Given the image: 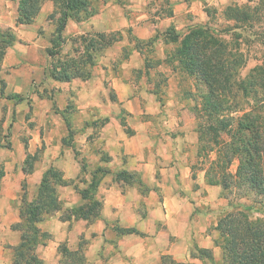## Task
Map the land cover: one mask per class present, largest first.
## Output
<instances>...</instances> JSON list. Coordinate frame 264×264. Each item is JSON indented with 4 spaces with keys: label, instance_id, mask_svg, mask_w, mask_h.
<instances>
[{
    "label": "rangeland",
    "instance_id": "374dc122",
    "mask_svg": "<svg viewBox=\"0 0 264 264\" xmlns=\"http://www.w3.org/2000/svg\"><path fill=\"white\" fill-rule=\"evenodd\" d=\"M90 1L96 7L97 12L108 2L111 6L116 5L111 11L115 18V27L108 32L103 31L123 38L122 47L116 48L113 55L114 59L110 62L113 69L119 68L130 59L129 55L132 48L129 43L134 44L136 49L141 51L140 54L142 53L140 55L143 60L142 68L133 69L132 75L129 74L128 78L139 77L144 70L150 78L148 87L145 90L137 87L135 90V95L139 96L138 110L133 108L131 112L118 111L115 120L117 127L123 129L124 134L132 140V145H138L141 151L138 153L140 154L138 155V164L155 163V166L158 167L151 171L149 176L150 178L155 177L156 180L153 181L152 185H149L144 182L139 169L137 171L124 165L118 169L114 168V163H111L112 157L106 149L109 144H106L104 139L96 138L109 120L108 116L100 114L94 118L84 113L78 115L75 97L71 98L70 95L64 100L65 106H60L57 93L61 89L60 83L64 81L54 80L49 76L51 62L56 63L57 60H62L65 56L66 58L74 57V49L82 50L81 40L78 36L82 34L89 38L97 31L89 30L75 34L74 28L70 31L63 30L66 40L58 48L59 52L50 57L46 50L47 48L54 49L55 43H52L51 40L56 35L55 18L48 17L55 8L53 4L52 11L42 15L43 17L38 13L35 19L29 23H33L35 28L37 35L34 38H31L33 35L30 33H26L25 39H20L16 36L17 30L15 28L0 25V32L11 31L15 35L16 39L12 45L17 42L22 44L18 47L21 53L19 63L11 67H2V61L0 63V81L4 83L3 93H0V189L5 167L11 168L14 172L18 165L21 168H26L29 165V162H24L27 155H33L36 158L32 162V167L39 159L41 155L39 152L27 153L23 148L28 141L27 129L38 125L36 120L29 121L28 118L32 114L35 116L44 114L46 117L49 116V121L54 126L57 125V121L60 123L61 120L65 131L63 137L67 136L66 139L69 142V144L62 145L69 150L77 161L79 170L76 176L70 179L63 177L73 181V183L68 184L72 190L79 193L81 189L87 188L94 169L101 167L104 172L98 173L97 188L90 191V195L94 199L102 200L100 191L102 179L111 176V171L112 180L118 182V189L137 205L138 217H147L145 227L148 231L138 230V233L124 235L136 239L138 242L141 240L145 243L154 241L160 251H163L162 254H169L178 261L191 262L192 264H224L219 243L221 238L216 229L218 217L234 207L245 209L246 205L252 206L247 210L252 218L262 216L263 213L257 209L258 203L253 192L239 190L233 186L224 190L220 184L208 183L206 171L210 161L215 158V152L206 153L200 149L197 126L202 118L196 117L194 113V108L200 107L202 104L200 89L192 77L186 75L181 77L176 70H173L172 65L174 63L169 61V56L176 46L175 43L154 42L152 39L139 40L132 36L130 26L125 24V18L129 22L144 20L147 21L148 29L151 31L155 28L154 25L160 23V19L162 20L166 16L165 14L173 12L174 1ZM233 4L240 10L247 7V27L245 30L242 29L244 26L242 13L235 15L232 20H227L223 15L225 6ZM182 10L181 13H178L180 14L178 19L180 27L173 25L180 33H183L189 26L186 19L190 20L192 16L199 18L196 23L210 22L215 27H223L232 22L240 26L236 31L240 36L234 41L239 43L240 50L245 57V63L240 68L241 76H245L253 67L264 66V0H224L218 3L203 0L189 12L186 9ZM104 50L96 53L95 66L98 65V58ZM145 62H147L146 67ZM9 68L13 69L12 76H10ZM174 71L180 78L179 85H176V79L172 76ZM1 85L0 83V88ZM147 92L151 95L149 96ZM113 94L112 90H108L111 99L115 97ZM114 127L115 125H113ZM236 164V160L231 164L229 168L231 172H234ZM82 165L84 166L83 171ZM49 166H54L60 170L55 164H50L46 168ZM122 169L128 172H136L140 183L136 182L134 177L130 179L132 183L116 179L117 172ZM172 180L174 182L178 180V183L172 184ZM38 184L33 195L36 193ZM27 186L25 177L18 180L17 193L21 199L22 187L25 188L28 198ZM162 191L172 197L168 206L169 213H165V207H162L163 212L158 208L150 212L152 207H158L162 201ZM150 192L155 194L154 198H145ZM86 202H90V200L82 199L80 196V201L72 207H78ZM60 205L62 207L61 201ZM67 209L69 208L63 211L64 214H66ZM84 220L86 225L92 223ZM108 224L115 231L116 227L119 226L114 221H110ZM80 242L85 255L84 264H86L91 238L80 235L76 248ZM63 244L69 250L76 249H70L67 244ZM101 246V248H95L94 257L102 264H106L109 258L118 253L117 244L115 240L111 239L109 244L105 243ZM194 246L210 249L212 257H192V252L198 254Z\"/></svg>",
    "mask_w": 264,
    "mask_h": 264
},
{
    "label": "trees",
    "instance_id": "16d2710c",
    "mask_svg": "<svg viewBox=\"0 0 264 264\" xmlns=\"http://www.w3.org/2000/svg\"><path fill=\"white\" fill-rule=\"evenodd\" d=\"M16 2V24H29L39 13L46 0H14ZM54 10L49 18H55L54 49L47 48V54L53 57L58 48L65 42L63 30L68 19L80 21L97 12L90 0H51ZM171 13V12H168ZM238 13L243 14L244 26L247 27V7L240 10L233 5H226L223 15L232 20ZM55 15H57L55 17ZM239 25L235 22L223 27H215L206 23H193L183 33L170 25L162 33L165 42L175 43L169 56L181 77H192L200 89L202 104L194 108L196 117L202 118L197 126L200 149L215 152V158L209 163L206 177L209 184H220L226 190L231 186L253 192L263 215L252 218L245 209L234 207L220 215L216 229L221 240V256L224 264H264V66L251 68L245 76H241L240 68L245 63V57L238 42L234 41L240 34ZM82 50L74 49V57H64L51 62L49 76L58 81H70L73 78L87 79L96 64V53L120 39L113 33L97 31L92 36L79 35ZM155 35L153 39H156ZM15 35L8 31L0 32V63L6 48L11 46ZM78 54V56H76ZM150 65V64H149ZM147 62H145V67ZM0 93H3L4 83L0 81ZM156 93L155 91H153ZM67 137V136H66ZM62 137V144H69ZM67 142V143H66ZM35 156L27 155L24 162H29L22 168L25 174L32 172V162ZM237 161L234 172L229 170L231 164ZM82 171L84 166L81 167ZM104 169L97 167L92 173L88 187L80 190L82 199H88L78 207H72L62 214V219L82 218L93 222L100 216L101 199H94L90 191L97 188L99 175ZM2 173V172H1ZM219 175V176H218ZM138 181L136 172L119 170L116 179L132 183L131 178ZM73 183L63 178L61 170L49 166L41 175L36 193L31 199L26 197L24 187L19 207V221L13 223V229L20 231V241L13 247L12 264H43L36 252L39 244H44L49 238L37 223L61 207L57 187ZM75 185V184H74ZM77 188L76 186H74ZM117 234L138 233L134 227H116ZM217 243V242H216ZM198 254L192 252V257L211 258V250L194 246ZM61 254L59 264H84L85 255L81 242L75 250H69L62 243L58 246ZM155 264H192L178 261L169 254H162Z\"/></svg>",
    "mask_w": 264,
    "mask_h": 264
},
{
    "label": "crops",
    "instance_id": "0c3cea01",
    "mask_svg": "<svg viewBox=\"0 0 264 264\" xmlns=\"http://www.w3.org/2000/svg\"><path fill=\"white\" fill-rule=\"evenodd\" d=\"M209 1L210 3H218L224 0ZM172 2L174 3L173 12L165 14L166 16L162 20L160 19V23L155 24V28L151 29V31L148 29L147 21L138 20L137 22H129L125 18V24L130 26L132 36L143 40L151 39L158 33L157 38L153 39L154 42H164L162 33L166 28L170 25L180 27L178 23L180 14L178 13H181L182 9H186L187 12L191 11L195 5L197 7V4H200L203 0H172ZM113 7H116V5L111 6L108 2L97 13L87 19L80 21L68 19L64 31H70L74 28L75 34H81L89 30L100 32L113 30L115 27V18L111 12ZM52 8V1L46 0L39 11L40 16L49 13L52 11ZM186 20V23L190 25L198 22L199 18L192 16V19ZM32 24L16 25V2L14 0H0V25L15 28L17 30L16 36L20 39H25L26 33L33 35L31 38L37 35ZM122 39H118L105 48L100 58H98V65H94L91 70L90 77L87 79L74 78L71 81L61 82V89L57 93V97L61 103L60 106H65L64 100H66L68 95L71 98L75 97L78 115L84 113L94 118L100 114L108 116L109 120L103 126L100 135L96 136V138L104 139L106 144H109V146H106V149L112 157L113 161L111 160V163H114V168L118 169L124 165L137 171L139 169L144 182L152 185L156 178H150L149 176L151 171H154L158 167L155 166V163L138 164V155H140L138 153L141 152L138 145H132V140L124 134L123 129L117 127L115 120L118 111L126 110L131 112L133 108L136 111L138 110L139 96L135 95V90L137 87L145 90L148 87L150 79L144 70H142L139 77L128 78L133 69L142 68L143 62L140 56L142 54H140L141 51L129 42L132 48L129 55L130 59L117 69H113L110 65L111 60L114 59L113 55L116 52V48H121L123 45ZM21 45L20 42H17L6 48L2 59V67H11L19 63L21 53L18 47ZM9 69L11 72L10 76H12L13 69ZM172 76L176 79V85H179L180 78L176 71L172 73ZM108 90L113 91L114 99L109 97ZM148 94L149 96L151 95V93ZM77 118L79 119V117ZM28 119H30L29 121L32 119L36 120L38 125L27 129L28 141L23 150L27 153L39 152L41 155L29 174H25L20 165H18L14 172H12L11 168L5 167L0 189V264H12L13 247L20 241V231L13 229L11 226L20 219L19 207L21 196L17 193L18 180L26 178L29 190L27 195L28 199H31L33 191L48 165H57L62 171L63 177L67 179L74 178L79 170L76 159L61 143V138L65 132L61 120L60 123L57 121V125L54 126L50 123L49 116L46 117L44 114L38 116L32 114ZM113 125H115L114 128ZM96 151L98 150L96 149ZM108 167H110V164H108ZM110 173V178L104 177L100 186L102 193L100 216L88 225H86V221L82 218L62 219L63 211L76 205L80 201V195L78 192L72 190V187L69 185L59 186L58 192L62 207L37 223L41 231L49 234L46 242L36 247V252L42 259L43 264H59L60 253L58 252V246L65 243L70 249H75L80 235L91 238L86 264H102L94 257L95 248H101V245L105 243L109 244L111 239L116 241L118 253L116 256L109 258L106 264H155L158 261L163 251H160L154 241L145 243L141 240L138 242L136 239L128 238L126 235L117 234L114 229L109 227L108 222L114 221L121 227L133 226L139 231H148L147 227H145L147 217H138L137 205L118 189V182L112 180V172L110 171ZM105 179L108 180L106 181ZM171 182L172 184H177L178 180H175V182L172 180ZM161 184L163 183L161 182ZM162 192V201H160L158 207H152L150 212L157 210V208L163 212L162 207H165V213H169L168 206L172 197L165 191ZM154 195L150 192L145 198L153 199Z\"/></svg>",
    "mask_w": 264,
    "mask_h": 264
}]
</instances>
